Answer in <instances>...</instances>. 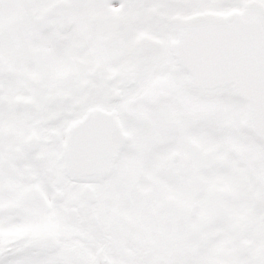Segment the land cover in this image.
<instances>
[{"label":"snow or ice","instance_id":"snow-or-ice-1","mask_svg":"<svg viewBox=\"0 0 264 264\" xmlns=\"http://www.w3.org/2000/svg\"><path fill=\"white\" fill-rule=\"evenodd\" d=\"M0 264H264V0H0Z\"/></svg>","mask_w":264,"mask_h":264}]
</instances>
